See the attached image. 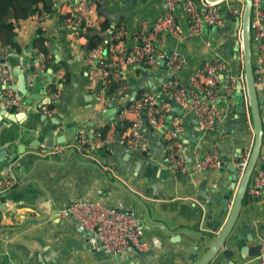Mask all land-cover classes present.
I'll list each match as a JSON object with an SVG mask.
<instances>
[{"label":"crops","instance_id":"crops-1","mask_svg":"<svg viewBox=\"0 0 264 264\" xmlns=\"http://www.w3.org/2000/svg\"><path fill=\"white\" fill-rule=\"evenodd\" d=\"M132 1L137 3L127 6L122 0H94L103 26L111 25L118 20H123L124 23L130 20L132 30L128 31L126 26L127 35L130 36L141 21L153 20L164 12L162 0ZM226 2L220 5L221 25L206 28L198 37L187 35V21L179 5L175 17L182 35L177 39L165 34L161 45L168 54L180 56L185 61L183 71L177 75L178 81L189 73L192 76L202 63L213 58L226 62V68L220 76L218 93V104L224 110H228V117L222 126L223 130L198 133L195 131L197 126L194 116L182 114L184 124L180 141L188 158L194 153L203 155L205 152L216 150L228 165L240 152L251 150L254 133L247 103L242 104L240 100L233 96L228 97L225 93L229 79L243 75V53H236L234 36L238 27L237 17H242L244 7L243 0H226ZM75 3L76 0L48 1L53 8L50 13H46L40 5L39 15L20 24L21 28L16 40L19 53L8 50L0 44V55L1 52H5L7 64L11 67V64L18 63L22 69L28 63H32V60L34 64L37 63L38 52L34 43L39 31L43 33L46 46L51 51V60L42 71L34 68L36 73L30 90L35 83H40L44 89L49 84L48 69L55 61L53 48L57 50L58 56L62 57L63 49L60 43L63 40L69 42L68 30L62 26V17ZM234 8L238 9V15L231 14ZM117 14L119 17L114 18ZM206 43L211 47L208 48ZM77 47L75 48L74 45L71 48L73 61L79 56ZM234 57H240V61L237 59L234 61ZM60 66H64L70 76V64L64 63ZM78 67L81 72L80 79L83 80V70L86 66L82 61L78 63ZM159 70L167 72L165 66ZM27 77L32 78L31 74ZM158 77L156 74L154 79H159ZM133 78L132 81L137 82L141 79ZM190 78L187 81L188 85ZM240 79L243 80V77ZM159 82H154L153 86L155 87ZM15 83L17 84L16 76ZM179 84L181 85L180 81ZM82 89L83 94L93 96L88 86ZM244 97H246L245 90ZM94 101V97L92 101L75 98L68 115L56 129L52 123L57 117L55 108L50 109L52 111L50 115H45L48 118L45 128L38 127L28 132L23 128L13 129L11 126L15 122L0 124V144L6 143L10 146L7 157L10 154L17 155V159L8 168L13 172L16 184L7 193V199L0 200V208L7 207L3 213L0 210V264H28L27 259L18 251L19 248L24 247L40 254L41 245L45 244L46 252H49L48 264H97L86 259L85 251L70 252L64 256L70 250L81 247L84 249L89 243L91 244L90 239L84 237L72 220L59 217V213L77 199L101 201L109 207L122 209L135 216L143 229V239L149 243L150 250L146 253L128 251L123 255L124 258L139 263L141 254H148L146 264H155V262L156 264H198L201 255L197 251L194 258L198 246L193 237L195 235L191 233L198 227L199 205L196 200H209L207 196L200 197V189L206 188L209 192L211 187L221 184L229 187L228 170L208 171L196 175L191 173L186 176L173 174L164 162L166 152L163 129L152 128V132L148 129L142 131V136L147 140L151 152L149 160L139 153L143 151L125 152V149L118 144L119 141H116V136L122 138L125 132L120 134L116 128L118 124L112 123L106 116L108 108L103 110ZM39 102L40 100H37L27 105L30 107H26L21 113V116L30 117V121L26 123L28 127H34L39 123L38 119H34L39 112L42 114L41 109L38 108ZM262 120L264 122L263 113ZM71 127H74V133L69 130ZM53 129L57 137H63L65 143L61 145L69 147L63 155L50 159L41 158V153H33L29 150L37 152V148L29 146L41 137V134L47 131L54 132ZM80 129L87 134L89 143L82 154L72 147L76 144V134ZM151 137H154V140H151ZM189 138L195 139V142ZM110 140L112 145L107 147L106 142ZM19 149L26 151L19 154ZM41 149L43 151V146ZM126 154H130L128 159ZM147 178L149 179L146 181ZM246 198L240 213V223H250L256 229V238L263 243V249L258 256L260 257L264 254V193L252 195L248 191ZM7 217L13 220L10 221L6 219ZM44 228H50V232L47 233L50 236L45 234ZM64 238L67 240L66 244H63ZM248 245L253 247L255 244ZM258 257H245L236 260L235 264H257Z\"/></svg>","mask_w":264,"mask_h":264},{"label":"built area","instance_id":"built-area-1","mask_svg":"<svg viewBox=\"0 0 264 264\" xmlns=\"http://www.w3.org/2000/svg\"><path fill=\"white\" fill-rule=\"evenodd\" d=\"M54 1V0H48ZM132 1V0H126ZM164 12L153 20H144L138 28L127 35L123 20L103 26L94 0H76L68 12L62 17V26L70 31L68 34L71 48L77 47L78 53L85 48L83 62L87 68L89 78L88 90L94 96V102L106 110L110 105L115 110V121L122 123L130 118L132 123L125 130V136L120 138L119 145L125 152L147 151L148 142L142 136V114L145 112L148 124L153 129H163V142L166 157L164 162L167 169L175 175L186 176L203 174L208 171H218L225 166L223 157L211 150L203 155L194 153L190 157L191 166L188 169L184 148L180 141L183 131L182 114H192L196 126L201 133L223 130L222 126L228 117V110L218 104L220 76L226 68V62L213 58L202 63L192 74L189 81V91H186L177 79L185 66L182 57L168 54L162 48V37L170 34L180 38L182 32L176 22L175 11L180 5L187 21V35L200 36L206 28L221 25L220 5L218 3H195L191 0H162ZM264 0H251V37L253 42V63L257 72L255 88L260 100L261 112L264 114ZM228 6V5H227ZM231 14H239L238 9L231 10ZM101 41L96 47L97 39ZM129 37V40H128ZM262 44H258L259 41ZM208 48L211 47L206 43ZM5 52H1L0 84L3 91L0 97V107L11 113H23L27 106L19 97L15 76L11 67L5 61ZM37 63H28L22 68L23 73L31 74L26 77L29 87L33 85L35 73L31 68L44 70L50 63V57L36 53ZM166 67L165 74L158 77L161 81L151 88H141L131 98L132 78H154L161 68ZM67 72L60 66L52 74L49 84L42 94L50 99H57L63 85L67 83ZM243 75H236L229 79L225 88L226 96L232 97L236 85ZM133 78V79H134ZM147 79V80H149ZM130 102V103H129ZM129 103V104H128ZM174 108L177 111H174ZM179 111V112H178ZM43 115H50L48 107L41 108ZM87 134L83 129L76 134L74 150L80 154L88 147ZM112 140L106 142L111 147ZM68 146L56 145L44 149L41 158H54L63 155ZM250 150L242 151L237 156L235 164L237 176L242 177L248 163ZM252 195L264 193V142L262 152L251 176ZM16 184L15 176L10 169H5L0 177V196L8 193ZM60 219L72 220L77 229L88 237L92 246L103 249L112 255H124L128 251L146 253L150 250L149 243L143 239V229L132 214L122 209L109 207L101 201L77 199L70 203L66 210L59 213ZM257 264H264V254L257 258Z\"/></svg>","mask_w":264,"mask_h":264},{"label":"water","instance_id":"water-1","mask_svg":"<svg viewBox=\"0 0 264 264\" xmlns=\"http://www.w3.org/2000/svg\"><path fill=\"white\" fill-rule=\"evenodd\" d=\"M122 1L127 6L135 5L137 3L136 1ZM191 1L198 4L201 3V0ZM204 1L212 4L218 3L222 0ZM243 1L244 7L242 17H237L238 27L234 36L237 48L236 53H243V80L237 83L233 98L240 100L242 104L247 103L254 133L253 145L250 150L247 166L241 178L237 176L235 164L238 163V159L236 158L232 163H229L228 165H225L221 168V171L228 170L230 174L229 187H224L221 184L217 187H211L209 192L206 188L200 189L199 191L200 197L205 198V196H207L209 200H196L199 205V218L197 222L198 227L192 231L190 230L191 233L195 235L193 237L198 246V249L196 248L194 258L197 255V251L201 255V259L198 264H213L216 262L217 264H235L236 260L238 261L245 257H258L263 249V243L256 238V229L252 226V224L240 223L241 209L244 204V200L248 195V191H250L253 187L251 176L262 152V145L264 141V122L262 120L260 100L255 88V84L257 82V72L254 68L252 58L253 45L250 27L252 3L251 0ZM117 17H119V14L114 15V18ZM125 23L127 30L131 31L132 27L130 25V20H126ZM69 33L70 31H67V34ZM60 44L63 49V56L59 57L57 50L53 48L55 61L48 69V78L50 81L52 74L60 65H63L64 63L70 64V76L68 83L62 86L60 96L57 99H50L47 95H45L43 98V86L40 83H35L33 88L30 90V87L26 83L27 73H23L18 63L11 64L13 73L17 78L16 89L19 97L24 100V103L26 105H31L34 101L40 100L38 105L39 110L43 107H51L56 109L57 117L55 118L54 122L52 121V123H54V129L60 126L61 121L68 115L71 104L75 98L77 100L92 101L93 97L95 96L83 94L82 88L89 85V78L87 75V69L85 68V70H83L84 78L83 80L80 79L81 72L80 68L78 67V63H82L83 61L85 48H83L82 52L79 53L77 60L73 61L69 42L63 40ZM258 44H262V41L260 40ZM236 59L240 61V57H234L233 60L236 61ZM3 62L4 61H0V63ZM30 73L33 74L36 72L33 68H31ZM190 77L191 74L189 73L185 75L182 80L181 78L179 79L182 87L186 91H189L190 89L189 85L187 84V81ZM147 79L149 78H146L139 83L132 81V91L130 94L131 99L129 101H131L136 95V91L147 86H150L153 89L154 82L161 81L160 79L156 78H150L149 80ZM244 90L246 97H244ZM2 91L3 87L0 84V97ZM174 111H177V109L174 108ZM36 115L37 118L34 119H38L37 122L39 123L34 125V127H28L26 125V123L30 121V117L28 115L21 116L20 113H11L5 108H2L0 109V124H3L4 122H15L16 124L14 123L11 126L13 129L23 128L28 132L36 130L38 127L45 128L46 122L48 121L47 116L42 115L40 112ZM114 115L115 110L112 109V106L110 105L106 111V116L111 119L112 123L116 124ZM141 118L143 120L141 131L148 129L149 132H152L153 129L148 124L145 112H143ZM54 129V132L47 131L45 134H41L42 136L38 137V139L29 146L30 148H37V152L35 150H29L33 153H41V146H43L44 149H47L59 144H64L65 141L63 137H57ZM69 130L74 133V127L69 128ZM195 131L198 133L200 132L197 127ZM180 136H182V134ZM119 139L120 136L117 135L116 141L118 142ZM150 139L154 140V137H151ZM189 140L195 142V139L189 138ZM9 149V144H0V177L2 170L8 169L10 164H12L17 159L16 154H10V156L7 157ZM18 151L19 154H23L26 149L23 151L19 149ZM139 153H141L142 156L147 157V160H149L148 157L151 154L149 149ZM128 156H130V154H126L127 159L129 158ZM186 158L188 169H190L191 161L188 157ZM164 169H166L165 166ZM148 179L149 178L145 180L147 181ZM1 199L6 200L7 193L1 195L0 200ZM6 208L7 207L0 208L1 212L3 213ZM6 219L10 221L13 220L11 217H7ZM44 231L46 235L50 236V234H47L50 232V228H44ZM61 236L64 237L63 235ZM66 243L67 240L64 238L63 244ZM251 243L255 245L253 247H249L248 244ZM82 248L83 247H81V249L70 250L69 252H66L64 256L68 255L70 252L78 253L80 251H85L87 253L86 259L97 264H146V260L149 258L148 254H141L139 263H134L132 259H126L122 255H112L103 249H96L90 243L84 249ZM46 249L47 245L45 244L41 245L42 252L40 254L34 253L24 247L19 248L18 251H20V253L27 259L28 264H48L47 259L49 252H46Z\"/></svg>","mask_w":264,"mask_h":264},{"label":"trees","instance_id":"trees-1","mask_svg":"<svg viewBox=\"0 0 264 264\" xmlns=\"http://www.w3.org/2000/svg\"><path fill=\"white\" fill-rule=\"evenodd\" d=\"M42 5L46 13H50L52 8L51 4H48L47 0H0V44L3 47H7L8 50L20 52L17 45L18 31L21 28V22H24L36 15H39V6ZM92 41L97 37H91ZM101 39H97V42L93 44L96 47ZM34 47L37 48V52L44 57L51 58V51L46 46V40L43 33L39 31L38 38L34 43ZM32 64L33 60L31 61ZM165 74L162 70L157 73V76L162 77ZM69 81V75L67 74ZM50 109H52L50 107ZM130 118H126L122 123L118 124L116 128L120 134H123L125 130L131 126ZM264 131V129H263ZM247 199V198H245Z\"/></svg>","mask_w":264,"mask_h":264},{"label":"flooded vegetation","instance_id":"flooded-vegetation-1","mask_svg":"<svg viewBox=\"0 0 264 264\" xmlns=\"http://www.w3.org/2000/svg\"><path fill=\"white\" fill-rule=\"evenodd\" d=\"M262 113V112H261ZM264 142V141H263ZM263 146V145H262Z\"/></svg>","mask_w":264,"mask_h":264}]
</instances>
